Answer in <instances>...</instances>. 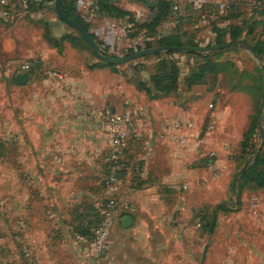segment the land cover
Returning <instances> with one entry per match:
<instances>
[{"label": "crops", "instance_id": "1", "mask_svg": "<svg viewBox=\"0 0 264 264\" xmlns=\"http://www.w3.org/2000/svg\"><path fill=\"white\" fill-rule=\"evenodd\" d=\"M28 1L29 6L24 8L20 0H0V88L10 84L15 88L22 104L17 115L23 125L39 119L44 147L57 153L50 167L52 183L44 193L61 212L57 222L66 238L65 258L71 257V264H92V250L74 235L88 236L93 219L101 218V205L111 198L116 207L109 235V264L192 262L204 232L201 207L226 196L227 184L220 183V176L228 182L233 174L234 165L231 161L224 164V158L228 159L229 142H235L232 132L236 122L230 116L238 115L234 116L236 110L231 100L243 91L238 88L231 92L221 84L223 72L220 89L219 85H212L217 79L215 75H207L200 83L186 88L184 80L196 61L183 52L169 58L179 69L178 89L170 95L156 92L150 82L158 62L167 57L152 55L150 60L134 64L142 65L137 71L128 68L124 73L104 66L91 67L98 62L93 60L90 48L57 17L54 9L47 7L49 1ZM74 1L87 32L109 55L122 56L131 48H144L145 42L152 39L147 37L145 28L136 29L128 39L114 40L106 34L110 23L133 21L137 13L142 14L138 21L141 24L146 12L139 7L142 3L139 0H113L115 6L129 13L124 16L99 13L95 0ZM168 1L170 12L180 13L181 23L158 37L177 34L183 43L190 39L197 41L198 37V45L212 44L216 36L213 28L218 27L224 29L222 42L227 44L231 42L228 26L238 25L244 18L236 12L235 0H208L211 4L220 1L227 10L210 25L207 14L205 20H198L194 27L203 30L196 34L192 30L193 36L186 33V24L189 19L198 18L197 13L183 0ZM230 15L238 18L230 19ZM254 34L253 31L246 37L244 33L239 40L253 38ZM65 35L74 37L75 44L62 40ZM25 63L29 64L25 72L29 79L26 85L19 86L15 76ZM56 72L61 74L60 79L53 75ZM139 82L149 92L141 90ZM219 92L220 115L213 104ZM87 105L127 114L138 128L139 135L128 140L123 152L122 184L111 190L101 183L102 159L109 150V137L83 117ZM212 116L216 119L209 123L213 129L204 130L205 122ZM218 119L220 130L214 132ZM229 121L232 127L230 123L226 125ZM242 139L236 140L239 146ZM124 216L131 217L127 228L121 223ZM255 260L264 264L263 256L258 255Z\"/></svg>", "mask_w": 264, "mask_h": 264}, {"label": "rangeland", "instance_id": "2", "mask_svg": "<svg viewBox=\"0 0 264 264\" xmlns=\"http://www.w3.org/2000/svg\"><path fill=\"white\" fill-rule=\"evenodd\" d=\"M183 1L186 3L185 0ZM218 2L220 4V1L216 4H211L209 1L204 8V13L210 16L207 18L208 25L220 20L225 14H220L218 11ZM234 2L237 7L236 12L244 16L243 20L248 23L252 22L249 26H254V37L246 38V43L253 46L256 41L264 40L262 0H235ZM256 3L261 5L258 6ZM139 7L145 10L146 17L137 29L141 25L149 24L153 14L149 13L148 7L142 3ZM179 16L181 15L178 11L175 13L171 11L154 28L147 29L146 34H149L152 39L146 42L153 43L154 38L161 33L171 32L174 24L178 26L181 23L178 21ZM189 20L190 23L186 24V33L194 36L200 29L203 30L201 27H194L200 19ZM182 27L184 28V25ZM68 28L65 27L71 32ZM196 40L190 39L186 43L189 46H195L198 45V37ZM136 48L134 52L147 49L139 47L140 50H136ZM205 53L209 54V52ZM211 53L215 54V59L226 67L225 69L223 66L224 75L221 84L231 92L239 88L244 93L234 95L231 100L236 110H234V116L237 114L238 117L230 116L232 121L236 122V127L232 132L235 142H229L230 147L227 151L229 160L224 158L226 162L224 164L231 161L234 168L228 182L220 176V183L227 184L226 196L220 198V201L215 204L201 207L205 213L206 222H210L209 225L213 223L211 235H208L209 229L204 230L202 239L195 247L193 261H181L178 264H200L206 243L209 247L204 264H258L255 258L258 255L264 257V187L255 183L245 184L240 175L254 162L257 155L264 151L263 146L254 156L261 143L259 126L262 117L258 116V111L263 99L262 73L256 58L247 50L241 49L238 44L224 51L218 48ZM125 55L127 54L116 58ZM161 56L165 58V55ZM150 58L152 55L120 65L119 69L112 70L115 72L119 70L120 73L126 72L128 68L138 70L142 65L134 64L141 62L142 59L150 60ZM93 60L99 62L95 58ZM195 61L199 62V59L195 58ZM183 71H186L185 67ZM215 76L217 79L212 85H219L220 89V73ZM14 90L11 84L6 85L4 89L0 88V264H71V257L65 258L64 241L66 238L57 222L61 212L56 208V204L52 203L51 198L44 193L46 186L52 183L50 182V167L54 164V157H57V153L55 150L44 147V141H42L44 138L38 126L41 124L38 122L39 119L33 124L31 122V124L23 125L17 115L18 109L22 108L19 101L20 95ZM217 99L213 104L215 111L220 115V92L217 94ZM214 118L212 116L211 120L207 119L204 130L211 125L209 124L211 121L216 120ZM252 118L256 123L254 124L256 130L253 132L255 149L248 151L239 146V141L236 140L242 139ZM218 120L214 132L220 130V119ZM229 123L230 121L226 125ZM230 124L232 127V123ZM213 170L214 168H212V174L216 172ZM97 220L98 218L93 219L92 226L97 223ZM45 255L47 259L44 258Z\"/></svg>", "mask_w": 264, "mask_h": 264}, {"label": "trees", "instance_id": "3", "mask_svg": "<svg viewBox=\"0 0 264 264\" xmlns=\"http://www.w3.org/2000/svg\"><path fill=\"white\" fill-rule=\"evenodd\" d=\"M47 1L49 2L52 1L55 3L56 0H47ZM139 1L142 2L145 6H147L148 10L154 14V17L151 19V22L145 26L141 25L140 28H145L146 30L152 29L159 23L160 20H163L164 18H166L167 14L170 13L171 5H170V1L168 0H155L152 2L147 1V0H139ZM74 3H75L74 0H62V5H61L62 11L66 16H68L70 19L76 22L79 26H81L85 31H87V26L84 24V22L81 20V18L77 14ZM94 5L96 7V10L99 13H105L108 15H115V16H124L126 14H129L128 12L115 6L113 3V0H95ZM228 18L236 19L238 18V16L230 15L228 16ZM251 23H248L247 21L243 20L238 25H229L227 28L228 29L227 32H228L230 41L234 42V44H238L237 41L244 35V33L246 37L252 35L254 31V26H249V24ZM137 27L138 25L136 26V29ZM213 31L216 35L214 43L207 44L205 46H200V45L189 46L186 42L183 43L179 35L177 34H165L158 38H155L153 43L145 42L144 48H147V49L160 48V47H178L181 49L180 52L156 54V56L158 57H160L161 55H165V57H167L165 59H161L158 62L155 74H153L150 77L151 85L156 92L163 94V95H170L172 93H175L178 89L179 69L177 65L175 64V62L169 59L174 54L183 52L186 55L199 59V62L195 63L194 68L191 70V72L188 74V76L184 80V85L188 89L191 86H194L200 83L203 80V78L207 75H217L220 72L222 73L225 66L215 59L216 57L215 54L202 55V54H196V53L191 52L192 50H195L201 53L211 52V51H214L220 48L222 45H225L226 43L222 42V37L224 35V29L214 27ZM131 36H133V34ZM45 37L48 41L52 42V40L47 35ZM91 37L94 40L93 36ZM147 37H151V36L147 35ZM79 38L81 41H83V39L80 36ZM62 40H67L73 44H75L76 42L75 38L70 35L63 36ZM244 41L247 42L246 39H244ZM53 45L55 47H59V44L57 42H53ZM96 46H97L99 53L102 54L103 56L112 57V58L117 57V56L109 55L103 52L99 48L97 43H96ZM252 47L254 51L256 52L257 56L260 57V59L264 63V40L257 41ZM137 48L136 50H140L139 47ZM133 52H134L133 49H129L126 51L125 54L128 55ZM103 66L109 67L111 69L117 68V66L115 65H110V64L103 63V62H98L96 65H93L91 67H103ZM135 71H137V68H135ZM261 81H263V76H261ZM138 87L141 90H145L146 92H149V89L146 88L143 82H139ZM253 119L254 118H252L251 120V125L248 131L246 132V134L244 135V138L240 142V146L243 149L248 150V151L249 150L253 151L255 149V146L253 143V135H254L253 132L256 130V126L254 125L256 123L253 122ZM252 127L254 128L253 131H252ZM240 177H241V180L245 181V184L255 183L260 187H264V151H262L260 154L257 155L254 162L249 167H247L246 171L243 172L240 175ZM100 220L101 218L97 220V223L95 225H97L100 222ZM202 220H203V230L208 231L210 222L209 223L206 222L205 213L202 215ZM94 226L88 227L89 234L91 232V229L94 228Z\"/></svg>", "mask_w": 264, "mask_h": 264}, {"label": "built area", "instance_id": "4", "mask_svg": "<svg viewBox=\"0 0 264 264\" xmlns=\"http://www.w3.org/2000/svg\"><path fill=\"white\" fill-rule=\"evenodd\" d=\"M190 6L191 10L197 13L200 20L206 19L204 8L209 3L208 0H185ZM24 8L29 6L28 0H20ZM47 7L53 8L55 3L47 2ZM227 6L225 4H218V11L220 14L225 13ZM142 17L141 13H137L133 17V21L124 23H110L106 28L108 37L116 39H128L136 31L139 19ZM135 49V48H131ZM29 69V64L25 63L19 67V73H25ZM56 78H61L60 73L53 74ZM83 117L95 126L100 127L109 137V150L102 159L101 170V183L108 190L122 184L120 177L121 171L124 169V161L122 159L124 149L127 142L131 138L139 135L138 128L136 127L132 118L127 114H119L113 112L110 108H98L96 106L87 105L83 110ZM174 126V125H173ZM175 128L178 124H175ZM208 129L211 131L213 126L210 125ZM186 189V187H183ZM101 220L91 229L88 236H82L78 233L74 238L81 243L87 244L93 252L92 264H109V235L110 229L114 222V209L116 202L113 199H107L101 205Z\"/></svg>", "mask_w": 264, "mask_h": 264}, {"label": "water", "instance_id": "5", "mask_svg": "<svg viewBox=\"0 0 264 264\" xmlns=\"http://www.w3.org/2000/svg\"><path fill=\"white\" fill-rule=\"evenodd\" d=\"M61 5H62V0H56L55 1L54 11H55L57 17L60 20H62L67 26H69L70 28L75 30L80 35V37L84 40V42L90 48L93 56L100 62H104V63L110 64V65L120 66V65L127 64L129 62H132L134 60H137V59H140V58H143L146 56H151V55L160 54V53H173V52H180L181 51V49L178 47H160V48H149V49H143L140 51H135L133 53H130L128 55H125V56L119 57V58H112V57L103 56L102 54L99 53L97 46H96L94 40L92 39V37L90 36V34L87 31H85L81 26H79L76 22H74L72 19H70L68 16H66L62 11ZM237 43L241 49L247 50L256 58V60L258 61L259 68L262 72V76H263V88H262L263 99L260 103L259 111H258V116L262 117V119L260 121V126H259V136L261 138V143H260L257 151L254 154V156H255L264 146V129H263V126H264V63L261 61L260 57L257 56V54L254 51L252 46H250L249 44H247L243 40H239V41H237ZM233 46H234V42H229L225 45H222L220 47V50L224 51V50L232 48ZM191 52L196 53V54H202V55L212 54L211 52H209V54H206V53H201V52H198L195 50H192ZM28 79H29V75L27 73H18L15 76V82L19 86L26 85L28 82ZM244 169H245V167L243 168V170ZM130 222H131L130 216H124L121 219V223L125 228H127L129 226ZM212 227H213V223L210 224L208 235H211L212 229H213ZM208 247H209V244L206 243L204 245V248H203L200 264L205 263V257L207 254Z\"/></svg>", "mask_w": 264, "mask_h": 264}]
</instances>
